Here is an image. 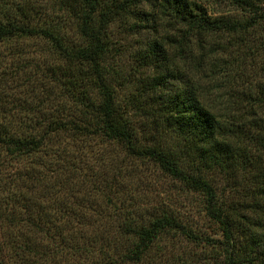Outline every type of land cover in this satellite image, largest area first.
<instances>
[{
	"label": "trees",
	"instance_id": "16d2710c",
	"mask_svg": "<svg viewBox=\"0 0 264 264\" xmlns=\"http://www.w3.org/2000/svg\"><path fill=\"white\" fill-rule=\"evenodd\" d=\"M63 1L79 14L77 28L85 41L83 46L67 49L48 28L6 14L0 17V41L34 35L47 38L66 61L86 67L73 70L69 79L75 84L85 81L89 88L97 89L99 101H93L81 90L73 102L83 108L79 118L62 120L58 115H49L40 121L39 106L26 108L18 97L7 102L0 90V236L3 235L0 264H264V222L258 213L248 216L235 209L231 202L220 204L206 178L183 171L180 158L171 151L158 144L144 145L137 139L128 111L117 105L114 89L101 66L107 49L104 39L107 15L101 14L98 23L94 19L99 0ZM124 1L134 5L149 0ZM234 1L245 6L242 8L247 11L246 19L211 17L194 0H158L157 4L160 14L168 18L166 25L181 30L182 37L216 31L247 33L264 27V8L258 0L253 4L250 0ZM170 36H164L162 42L153 40L143 56L144 66L158 72L146 84L149 91L146 96L152 102L139 108H146L144 113L151 115L162 128L182 134L185 146L197 153L205 169L227 168L241 161L246 165L242 171L255 170L252 176L259 180L252 187L249 195L252 199L245 209L251 213L264 211V119L257 115L264 110V85L260 82L253 95L243 94L250 102L249 114L258 125L242 127L244 114L233 119L234 114L229 113L231 120L222 119L225 116H217L206 105L201 91L192 85L168 87L180 74L174 68L178 59L165 47ZM181 52L176 50V55ZM4 77L1 71L0 86L5 83ZM28 81L29 78L22 79L20 84ZM137 101L139 98L134 100ZM89 119H95L97 126L92 128ZM68 132L78 138L98 134L107 142H117L128 156L150 159L170 176L202 192L205 214L219 225L221 238L202 236L168 213L144 217L145 213L125 204L124 199L116 206L105 195V204L96 203L89 191L78 196L80 200L74 206L67 204L72 188L67 183L56 186L53 174L64 172L70 166V155L62 149L54 152H45V149L50 146L51 137ZM239 138L240 146L244 141L242 148L236 143ZM252 150L258 151L257 154ZM40 152L48 156L40 159ZM66 158L69 163L64 165ZM90 190L101 193L102 189ZM176 236L191 242L195 250L188 256L170 259L173 255L170 247L177 241ZM204 247L209 251L203 253ZM165 253L170 257L166 259Z\"/></svg>",
	"mask_w": 264,
	"mask_h": 264
},
{
	"label": "rangeland",
	"instance_id": "374dc122",
	"mask_svg": "<svg viewBox=\"0 0 264 264\" xmlns=\"http://www.w3.org/2000/svg\"><path fill=\"white\" fill-rule=\"evenodd\" d=\"M194 1L211 17L239 21L248 17L242 8L245 6L234 0ZM253 1L257 0H250L252 4ZM157 2L149 0L132 5L124 0H99L94 19L98 23L101 14L107 15L104 28L107 49L102 55L101 66L114 89L116 103L128 111L127 117L142 144H158L171 151L180 158L183 171L199 173L210 182L220 204L231 202L235 209L248 216L258 213L264 222V211L251 213L245 209L248 200L252 199L249 198L252 187L259 180L252 176L255 170L242 171L246 165L241 161L236 166L205 169L197 153L185 146L182 134L162 128L151 115L144 113L146 108H139L152 102L146 96L149 92L146 84L158 72L144 66L143 56L153 40L162 42L168 34L171 35L170 42L166 41L168 46L165 47L175 56L174 59H178L174 68L181 74L168 87L192 85L201 91L206 105L217 116L231 120L229 113L234 114L233 119L244 114L242 127L258 125L249 114L250 102L243 94L253 95L260 82L264 85V27L253 28L247 33L216 31L203 36L182 37L181 30L166 25L168 18L160 14ZM258 4L264 8V0H258ZM5 14L48 28L67 49L75 50L85 44L77 28L79 14L72 7L65 6L63 0H0V17ZM176 50L182 52L176 55ZM61 54L47 38L38 35L0 41V72L4 71L6 79L0 86L3 99L8 102L18 97L26 108L39 106L40 121L49 115H58L62 120L79 118L83 108L73 104L78 92L85 90L95 102L99 101V95L97 89L89 88L85 81L75 84L69 79L82 65L66 61ZM183 63L187 65L183 66ZM28 78L27 84H20L22 79ZM136 98L139 101L134 102ZM227 106L231 109H226ZM257 113L264 119V110ZM87 121L93 124L92 128L98 124L95 119ZM240 141L241 138L236 141L238 148L244 143L240 146ZM49 145L45 152L62 149L70 155V166L64 172L53 174L56 186L67 183L72 188V196L66 198L67 204L74 206V202L80 200L78 196L89 191L96 203L105 204V195L116 206L124 199L125 204L138 207L139 212L145 213L144 217L168 213L202 236L220 237L219 225L205 214L203 193L170 176L158 163L128 156L119 143L107 142L98 134L78 138L70 132L62 133L51 137ZM45 152H40V159L43 155L48 156ZM257 152L252 150L254 154ZM68 163L66 158L64 165ZM97 187L102 189L101 193L90 190ZM178 238L175 237L177 241L170 247L173 255L170 257L165 253L166 259L185 257L195 250L191 242ZM201 249L203 253L209 251L208 247Z\"/></svg>",
	"mask_w": 264,
	"mask_h": 264
}]
</instances>
